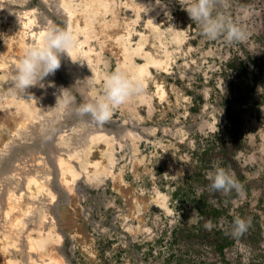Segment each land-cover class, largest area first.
<instances>
[{
    "label": "rangeland",
    "instance_id": "374dc122",
    "mask_svg": "<svg viewBox=\"0 0 264 264\" xmlns=\"http://www.w3.org/2000/svg\"><path fill=\"white\" fill-rule=\"evenodd\" d=\"M20 1L18 8L38 13L29 14L37 31L50 28L40 14L45 12L57 28L76 35L77 63L69 73L73 83L92 76L99 87L105 73L120 68L117 57L101 47L110 34L105 20L112 19L109 8H102L104 0H47L46 6L41 0ZM113 3L122 39L135 50L129 65L146 68L149 62L146 91L152 100L134 104L137 117L124 107L114 109L102 125L74 112L64 118L63 130H76V136L71 146L65 144L63 155L83 145L88 133L104 134L98 143L111 144L106 169L90 179L82 167L76 179L85 191L78 197V220L92 242L79 244L63 230L58 211L70 199L59 186L52 187L49 213L60 221L53 232L60 233L64 253L72 264H264V0H217L214 14L221 12L246 30V39L233 43L223 36L204 37L183 9L185 0ZM72 12L86 15L85 22L96 29H81ZM152 26L162 41L146 36L155 30ZM0 35L3 46L10 37ZM54 75L64 79L59 69ZM45 148L37 156L40 161L44 156L42 167L53 172L55 158ZM217 164L242 183L241 192L209 187L208 172ZM111 169L113 176L107 174ZM115 177L132 188V207ZM237 218L246 220L248 228L233 236Z\"/></svg>",
    "mask_w": 264,
    "mask_h": 264
},
{
    "label": "bare ground",
    "instance_id": "6f19581e",
    "mask_svg": "<svg viewBox=\"0 0 264 264\" xmlns=\"http://www.w3.org/2000/svg\"><path fill=\"white\" fill-rule=\"evenodd\" d=\"M19 1L0 0V20L1 18L4 20L0 25V34L10 37L9 42H6L3 46L0 44V264H72L64 253L60 233L57 236V234H54L56 231L53 232L60 221L55 214L49 213L52 210L55 197V191L52 187L59 186L62 195L66 194L70 199L69 206H61L58 211L63 230L69 231L79 244L92 242L86 225L79 223L78 220L82 214L78 197L85 191L79 186L80 184L78 185L76 179L82 167L83 169L80 171L85 170L90 179L94 177L96 172L104 171L107 164H109L107 154L111 151V144L98 143L101 142L99 139L105 137L104 134L88 133L85 143L75 147L71 155L65 156L62 154L64 149H67L65 144H68L67 147L71 146L70 139L76 132L73 129L67 132L62 128L64 118H68L73 111L69 110L67 114L56 118L51 108L56 105L59 88L61 86L67 88V84L63 80H68V82L74 84L69 77V73H72L77 63L78 48L69 53L73 61L68 56L66 58L64 55L61 56L59 71L63 73L64 79L61 80L55 75H49L43 81L44 87L36 86L28 90L33 99L27 100V96H25L24 100L11 91V77L15 70L17 58L22 55L23 48L27 43L39 42L44 32L37 31L30 21L29 14L37 15L38 13L36 14L23 7L18 8L15 4ZM62 1L64 2V0ZM83 1L86 3L92 2V0ZM113 1L104 0L102 4L103 9L109 8L112 19L111 21L109 19V22H107L108 19L105 20L107 31L110 34H108V37H104L105 41H102L104 43L101 47L110 50L117 57L120 68L135 72L142 79L145 96L134 104L150 103L152 98L148 96L146 91L147 81L145 76L148 66H150L149 62L146 68L137 67L132 62L129 65L131 54L135 50L122 39L124 31L118 25L119 17L116 15V6ZM41 2L45 5L47 0H41ZM65 3H69V0H65ZM18 4L20 5V3ZM140 5L142 6V4ZM65 7L62 9L66 12ZM5 9L6 11H4ZM73 13L72 18L76 17L75 19L79 21L78 25L81 29L92 27L93 23L88 24L85 22L86 18L84 16L86 15L78 16L77 13L74 15ZM40 14L47 19L50 28H57L56 24L49 20L50 16L48 14H45V12ZM152 29L155 30L146 35L149 40L154 41V38H159L162 41L161 36L156 31L157 29L154 26H152ZM102 32V36L98 33L101 37H103ZM138 50L143 52L141 48L136 51ZM151 53L153 56L150 55L151 60L157 64L158 59L154 57V52ZM167 64L163 66L166 67ZM160 91V93H164L162 89ZM124 108L132 117H137L134 105L130 108ZM150 111H152V108H150ZM2 130H5V133ZM45 147L50 149L51 156L55 158L56 165L54 171L52 170L53 172L47 165L42 167L41 161L44 156L41 161L37 156ZM52 149L53 151H51ZM18 152L20 155H18ZM68 156L69 158H64ZM112 170L107 174L111 175ZM54 174L56 175L55 178H53ZM114 181L122 193L127 196L130 207H132L135 200L132 188L125 185L119 177H115ZM75 212H77L76 215ZM53 235H56L57 238Z\"/></svg>",
    "mask_w": 264,
    "mask_h": 264
},
{
    "label": "clouds",
    "instance_id": "9594fccd",
    "mask_svg": "<svg viewBox=\"0 0 264 264\" xmlns=\"http://www.w3.org/2000/svg\"><path fill=\"white\" fill-rule=\"evenodd\" d=\"M217 0H185L183 9L188 16L199 25L204 37L214 40L223 36L228 43L242 42L247 33L243 26L233 22L221 12L214 14ZM76 35L70 29L48 28L39 42H30L23 48V53L16 60L15 70L11 77L10 89L18 97L33 99L28 90L32 87H44L43 81L49 75H54L61 67V56L67 55L78 46ZM73 61V60H72ZM81 84V87H77ZM76 92H73V89ZM80 97L78 101L77 97ZM145 96L142 79L135 72L118 68L105 73L99 87L93 77L77 80L71 87L59 88L56 105L51 108L56 118L73 111L78 117H88L91 122L102 125L107 122L114 109L132 107L135 102ZM25 100V99H24ZM89 120L83 121L88 123ZM212 190L228 193L232 190L241 192L243 185L228 170L214 165V170L208 172ZM211 221L205 227H210ZM248 228V222L237 218L233 222V236L242 235Z\"/></svg>",
    "mask_w": 264,
    "mask_h": 264
},
{
    "label": "trees",
    "instance_id": "16d2710c",
    "mask_svg": "<svg viewBox=\"0 0 264 264\" xmlns=\"http://www.w3.org/2000/svg\"><path fill=\"white\" fill-rule=\"evenodd\" d=\"M215 210V209H214ZM216 211V210H215ZM223 249H224V246L222 245V246H220V250H221V253L222 254H224V251H223Z\"/></svg>",
    "mask_w": 264,
    "mask_h": 264
}]
</instances>
